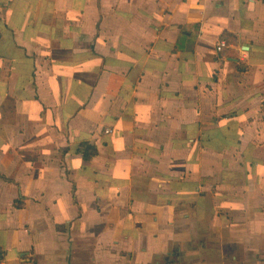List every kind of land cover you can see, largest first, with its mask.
Here are the masks:
<instances>
[{"label":"crops","instance_id":"obj_1","mask_svg":"<svg viewBox=\"0 0 264 264\" xmlns=\"http://www.w3.org/2000/svg\"><path fill=\"white\" fill-rule=\"evenodd\" d=\"M0 259L264 264V0H0Z\"/></svg>","mask_w":264,"mask_h":264},{"label":"built area","instance_id":"obj_2","mask_svg":"<svg viewBox=\"0 0 264 264\" xmlns=\"http://www.w3.org/2000/svg\"><path fill=\"white\" fill-rule=\"evenodd\" d=\"M228 45V42L225 38H222L219 40V42L216 45V50L218 52H221L224 48H226ZM110 130H107V132H109ZM0 264H5L1 259H0Z\"/></svg>","mask_w":264,"mask_h":264}]
</instances>
